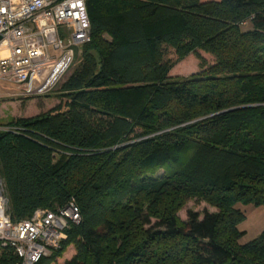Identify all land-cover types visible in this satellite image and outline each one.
I'll return each mask as SVG.
<instances>
[{"label": "trees", "instance_id": "trees-1", "mask_svg": "<svg viewBox=\"0 0 264 264\" xmlns=\"http://www.w3.org/2000/svg\"><path fill=\"white\" fill-rule=\"evenodd\" d=\"M86 8L89 42L59 105L0 125L12 223L79 209L37 264H264V231L240 245L238 229L246 208L264 209V0ZM172 54L196 56L200 72L169 78ZM193 200L214 211L182 221ZM17 262L0 249V264Z\"/></svg>", "mask_w": 264, "mask_h": 264}, {"label": "built area", "instance_id": "built-area-1", "mask_svg": "<svg viewBox=\"0 0 264 264\" xmlns=\"http://www.w3.org/2000/svg\"><path fill=\"white\" fill-rule=\"evenodd\" d=\"M89 31L86 0H0V85L16 87L14 97L50 93L70 70L76 50L89 42ZM80 220L70 201L13 224L0 181V249H12L17 264L49 257Z\"/></svg>", "mask_w": 264, "mask_h": 264}, {"label": "rangeland", "instance_id": "rangeland-1", "mask_svg": "<svg viewBox=\"0 0 264 264\" xmlns=\"http://www.w3.org/2000/svg\"><path fill=\"white\" fill-rule=\"evenodd\" d=\"M199 56L203 58L207 65L214 63L213 58L210 56L199 53ZM172 62H175V66L169 73V78H188L191 75H195L200 72V61L196 56L188 55L180 61H176V57L172 54L169 57ZM82 63V48L76 50L73 64L61 82L50 92L45 95L35 96L32 98H24L20 96H11V94H18L20 91L16 87H12L7 84L0 85V125H6L13 120L22 119H34L40 115L54 109L60 103L59 89L61 84L76 70ZM1 129V128H0ZM161 174V173H160ZM213 212L214 210L208 208L204 203H197L194 200L187 203L185 208L179 213V218L186 220V213L188 211L197 212L202 214L204 211ZM248 212H246L247 214ZM73 252L71 248L67 250L63 258L71 259Z\"/></svg>", "mask_w": 264, "mask_h": 264}, {"label": "crops", "instance_id": "crops-1", "mask_svg": "<svg viewBox=\"0 0 264 264\" xmlns=\"http://www.w3.org/2000/svg\"><path fill=\"white\" fill-rule=\"evenodd\" d=\"M246 220L238 229L243 233L239 241L240 245H245L255 240L264 231V209L248 207L245 209Z\"/></svg>", "mask_w": 264, "mask_h": 264}]
</instances>
